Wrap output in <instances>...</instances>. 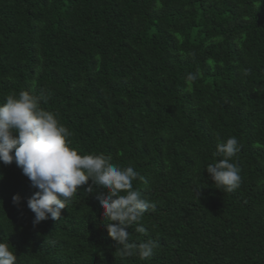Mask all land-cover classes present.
Wrapping results in <instances>:
<instances>
[{"label": "trees", "instance_id": "1", "mask_svg": "<svg viewBox=\"0 0 264 264\" xmlns=\"http://www.w3.org/2000/svg\"><path fill=\"white\" fill-rule=\"evenodd\" d=\"M33 90L81 154L145 177L133 186L155 208L129 242L159 246L122 256L106 189L88 185L59 221L34 224L38 189L0 163V240L16 264H264V0H0V103ZM231 136L242 183L227 192L206 168Z\"/></svg>", "mask_w": 264, "mask_h": 264}, {"label": "clouds", "instance_id": "2", "mask_svg": "<svg viewBox=\"0 0 264 264\" xmlns=\"http://www.w3.org/2000/svg\"><path fill=\"white\" fill-rule=\"evenodd\" d=\"M251 69H244L249 76ZM187 80L195 81L198 73H189ZM50 94H36L35 90L20 91L6 97L0 103V163L21 168L38 189L27 201L28 208L35 214L34 224L46 219L59 221L62 211L78 194V188L88 185L87 192L97 188L106 189L98 196L104 223L109 236L117 242L122 256L138 255L146 260L154 254L158 243L154 240L130 243L128 229L140 224L145 212L154 209L155 204L145 198L133 181L146 183L145 177L133 167H121L111 163V157L104 154H81L72 147L73 133L60 122L59 114L45 110L41 101L47 103ZM220 141V137H217ZM241 144L235 136L226 142H218L215 156L222 157L206 168L216 188L232 192L242 183L241 169L233 158L241 151ZM91 181V184H89ZM201 197L202 190L197 191ZM19 194L12 198L13 204H21ZM136 232L145 233L146 228L136 227ZM17 254L9 241L0 240V264H16Z\"/></svg>", "mask_w": 264, "mask_h": 264}]
</instances>
